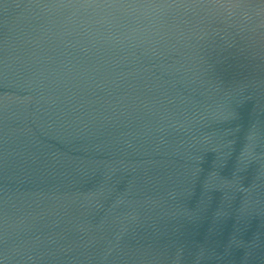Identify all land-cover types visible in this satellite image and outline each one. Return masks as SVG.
I'll list each match as a JSON object with an SVG mask.
<instances>
[{
  "label": "water",
  "instance_id": "obj_1",
  "mask_svg": "<svg viewBox=\"0 0 264 264\" xmlns=\"http://www.w3.org/2000/svg\"><path fill=\"white\" fill-rule=\"evenodd\" d=\"M0 264H264V0H0Z\"/></svg>",
  "mask_w": 264,
  "mask_h": 264
}]
</instances>
